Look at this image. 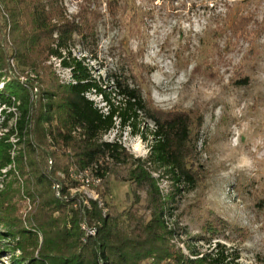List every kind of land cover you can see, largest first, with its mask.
Listing matches in <instances>:
<instances>
[{
	"label": "rangeland",
	"instance_id": "rangeland-1",
	"mask_svg": "<svg viewBox=\"0 0 264 264\" xmlns=\"http://www.w3.org/2000/svg\"><path fill=\"white\" fill-rule=\"evenodd\" d=\"M60 3L68 20L87 23L90 36L85 42L74 37L70 53L85 59L92 77L107 93L113 86V76L127 77L151 109L189 113L196 126L195 149L188 162L198 183L193 191L174 196L165 218L174 229L169 244L188 257V243L204 253L219 242L238 255L239 264H264V0ZM7 21L0 2V57L2 49L8 55L1 70L0 91L17 82L30 91L35 102L40 99L41 89L48 88L50 78L55 77L60 85L71 82L69 70L56 59L44 63L45 72L38 76L18 69ZM85 97L105 112L99 95L90 92ZM111 99L119 101L115 94ZM0 115L1 123L4 114ZM137 128V134L129 128H115L102 137V142L117 141L132 158L145 159L154 126L142 119ZM10 142L15 143L16 138ZM48 166H52L51 161ZM158 174L153 177L158 178ZM74 176L75 169L70 167V179L84 186L71 189L58 174V182L52 187L61 201L75 200L70 204L73 209H90L92 201L103 217L130 212L134 217L148 218L143 210L145 194L133 191L135 186L128 181L124 168H116L107 177L104 197L98 194L103 187L92 178ZM15 177L17 181L9 178L6 182L14 183L10 190L14 193L11 205L16 221L11 229L0 226V234L11 233L15 226L24 229L31 240L20 239L21 249L14 254L18 264H50L41 257L43 235L31 216L37 201L32 202L23 190L26 177L18 173ZM158 185L164 195L171 191L167 178L159 180ZM220 221L227 228L217 236L209 238L201 229L205 222ZM87 222L80 224L83 243L95 238L97 232L95 224ZM7 245L8 240H0V264H11V249L3 252ZM13 245L12 242L10 246Z\"/></svg>",
	"mask_w": 264,
	"mask_h": 264
},
{
	"label": "trees",
	"instance_id": "trees-1",
	"mask_svg": "<svg viewBox=\"0 0 264 264\" xmlns=\"http://www.w3.org/2000/svg\"><path fill=\"white\" fill-rule=\"evenodd\" d=\"M0 2L7 15L17 68L38 76L45 72L44 63L56 59L63 69L69 70L71 81L60 85L55 77L50 78L48 88L40 91L41 100L35 102L30 91L17 82L5 85L0 91V113L4 114L0 123L3 133L0 136V186L3 187L0 226L11 229L10 225L16 221L11 205L14 193L10 190L14 183L6 181L16 180L18 173L26 177L22 184L27 196L32 202L37 201L31 216L43 235L41 257L50 264H144L146 261L147 264H239L238 255L231 254L219 242L204 253L188 243V257L169 244L174 229L165 218L174 196L181 191H193L198 183L188 162L195 149L196 128L190 114L151 109L127 77L113 76V86L107 93L92 77L85 59H77L70 53L73 38L85 42L90 33L86 22L68 20L61 0ZM6 58L8 55L2 49L0 80ZM90 92L101 97L105 112L85 97ZM112 94L119 101H113ZM142 119L154 126L145 159L132 158L117 141L102 142V137L115 128L119 131L129 128L137 134ZM11 138H16V142L11 143ZM49 161L52 166H48ZM70 167H74L75 173L87 171L99 179L97 186L103 187L98 191L100 197L107 194V177L116 168H124L128 181L135 186L133 191L145 194L143 210L149 214L148 218L134 217L130 212L103 217L92 201L90 209H73L70 204L74 199L69 203L61 201L52 191L58 174L71 189L84 186L70 179ZM156 173L158 178L153 177ZM164 178L171 183L167 195L158 185ZM84 220L90 226L95 224L97 232L95 238L83 243L85 236L80 224ZM13 228L11 233L0 234V240H8L3 252L11 249L10 263L18 264L14 254L16 249H21L19 241L31 240V235L20 227ZM226 228L227 224L220 221L205 222L201 229L212 238ZM12 242L14 245L10 246Z\"/></svg>",
	"mask_w": 264,
	"mask_h": 264
},
{
	"label": "built area",
	"instance_id": "built-area-1",
	"mask_svg": "<svg viewBox=\"0 0 264 264\" xmlns=\"http://www.w3.org/2000/svg\"><path fill=\"white\" fill-rule=\"evenodd\" d=\"M78 177L92 178L94 180V182L97 183V184H99V182H100L99 179H95L87 171L82 172V173H75L74 178L77 179Z\"/></svg>",
	"mask_w": 264,
	"mask_h": 264
}]
</instances>
